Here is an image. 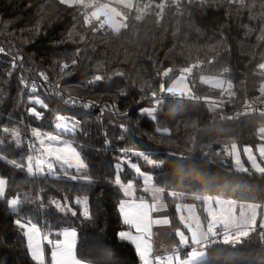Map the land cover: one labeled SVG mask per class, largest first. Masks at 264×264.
Listing matches in <instances>:
<instances>
[{"label":"trees","instance_id":"16d2710c","mask_svg":"<svg viewBox=\"0 0 264 264\" xmlns=\"http://www.w3.org/2000/svg\"><path fill=\"white\" fill-rule=\"evenodd\" d=\"M261 3L245 0L240 6L228 0H135L132 9L120 6L129 14V27L117 35L110 29L93 33L83 24L85 13L78 5L69 7L59 0H0V48L22 58L27 70L47 73L58 79L64 90L104 102L119 113L102 118L98 111L68 109L55 95L27 91L20 71L7 59H0V129L20 131L19 146L0 131V178L8 181L5 197L0 198V264H34L26 239L14 223L17 218L33 219L45 232L75 229L76 254L85 264H141L135 247L119 237L127 228L118 210L125 196L114 184L121 149L144 153L158 164L163 162L162 166H152L131 156L132 162L152 175L156 187L163 189L161 201L175 242H179L176 230L184 229L177 208L201 205L194 197L257 203L262 211L264 176L237 171L228 152L233 145L243 150L264 142L259 132L264 128V117L259 112L240 116L233 112L246 101L264 109L256 100L264 83V73L256 68L264 62ZM160 4H164L162 18L157 15ZM137 15L142 19L136 20ZM198 61L203 63L188 78L192 93L211 98L219 105L215 111L209 110L213 102L180 104L159 91L161 83L168 86L181 69ZM65 63L69 67L56 77ZM169 68L173 71L168 77L160 75ZM118 72L123 75H116ZM97 75L103 79L95 81ZM201 75L230 80L235 96H220V90L199 82ZM34 96L42 97L47 108L35 106L31 102ZM222 105H232L233 109ZM32 107L43 113L42 119L29 115ZM152 108H156L155 120L142 114V109ZM57 115L79 121L75 135L62 137L77 147L88 167L82 173H69H87L95 183L72 180L65 174L50 177L27 173L31 129L55 133ZM157 128L169 132H157ZM13 159L24 167L8 163ZM127 168L124 165L120 172L123 182L135 177L131 168L126 172ZM17 196L21 204L16 209L8 207L7 201ZM85 197L90 219L82 215L83 203L76 204ZM38 198H42L43 208ZM52 201L62 206L67 203L76 215L60 211ZM202 218L207 220L206 214ZM261 232L264 229L257 224L256 231L239 243L207 245L201 249L205 255L198 264H264ZM45 251L48 255V246Z\"/></svg>","mask_w":264,"mask_h":264},{"label":"snow or ice","instance_id":"6c2138e0","mask_svg":"<svg viewBox=\"0 0 264 264\" xmlns=\"http://www.w3.org/2000/svg\"><path fill=\"white\" fill-rule=\"evenodd\" d=\"M61 4H66L69 7L73 5L82 6L85 9H92L90 12H86L83 15V24L90 28L93 33L101 32L105 28L110 29L113 33L119 35L122 29H127L129 24L128 13L118 10L116 7L111 6V0L109 3H100L99 0H59ZM191 2V0H189ZM230 4H239L240 6L245 5V0H228ZM115 3L122 4L125 9H132L134 7L132 0H115ZM261 6L264 7V0H262ZM161 12L158 16H161L164 9V4L158 5ZM255 7V4H253ZM136 20L142 19L140 15L135 17ZM0 52H4L3 48H0ZM77 61L72 60V64L75 65ZM203 61H198L196 64H191L180 70V76L173 80L172 84L165 88L164 84H160L159 91L161 93H168L171 95L186 96L190 100H205L208 101L209 97H200L194 95L184 83L187 79V75H190L194 68H199ZM209 64L213 63V60H208ZM13 69L16 68V64L13 63ZM69 65L67 63L61 66V71L67 69ZM256 68L264 73V62H260L256 65ZM173 70L171 68L164 70L160 75L168 77L169 73ZM225 72L228 70L225 69ZM187 74V75H186ZM11 75V73H9ZM118 76H122L123 73H116ZM43 79L47 81L48 77L45 74H41ZM103 77L101 75L95 76V81H101ZM201 82L209 84L212 88L220 89V96H224L225 93L229 97L235 96V93L230 91L233 87L231 81H225L216 77L205 78L201 77ZM21 83L27 87L26 81L21 79ZM184 84L183 88L178 89L177 84ZM225 84L227 87H225ZM37 90L35 83L31 87V91ZM260 95L256 97V100L264 104V83H262L258 89ZM58 94V93H57ZM152 96L156 98V103L160 104L161 100L157 97L155 92ZM32 102L36 105H40L43 108H47V105L39 99V97L32 98ZM65 103H76V101H65ZM246 103V109L252 112H259L261 117H264V109L252 108L251 104ZM90 106V105H89ZM219 107L218 104L213 102L209 105L210 111H215ZM156 108L142 109V114L149 115L153 120L155 116ZM28 113L34 116L37 120L43 118V113L37 111L35 107L28 109ZM126 115V114H125ZM231 119V117H229ZM53 127L57 130L55 133L42 132L41 128L34 127L31 129V136L34 138V142L29 144V150L35 151L37 155H29L27 157V173L28 174H44L47 170L48 174H55L57 165L65 169V175L69 176L72 180L84 181L87 184H93L95 181L92 177L87 174H71L68 172L69 169H75L76 173H82L84 169H87L88 165L85 163L81 153L77 151V147L72 142L64 139L61 133L72 132L75 133L79 127V121L71 119L69 117L57 115ZM123 128V126H122ZM126 130V129H125ZM5 134L12 137L13 141L17 146L20 145V131L16 128L3 127L0 129ZM157 132L168 133L169 129L164 128L156 129ZM261 134V140H264V128L259 129ZM3 143V141H0ZM39 147H36V145ZM235 150L236 146H232ZM121 155L119 162L115 165L118 169L115 176L114 183L121 190L127 199H123L118 204V210L122 216V222L130 230L121 231L119 237L122 240H129L134 244L135 250L141 261V264H198L201 258L205 255V252L201 249L207 247L209 243H213L214 238L219 235L217 232L218 228L223 229V243L235 244L239 243L242 238L248 237L252 232L256 231L257 228V217L258 210L261 209V205L257 203H237L236 201H221L219 199L213 200L211 197H196L198 200H203L206 207L204 209L207 219V227L200 221V217L195 214L194 207L188 209L177 208L178 212H188V215H181L180 221L184 225L185 229L190 235H186L184 231L179 229L176 230L175 235L178 237L179 244L173 248L170 254H160L158 249H154L152 238H153V227L169 225L171 221L167 217L154 218L153 213L161 210L163 205L160 203L159 194L163 191L161 188H153V202L148 203L145 199L134 198V183H122L120 172L123 171L124 165L131 168L138 178L143 179L144 185H149L153 178L143 172L138 163L132 162L131 156H137L142 158L147 164L152 166H162L163 162H158L155 159H150L148 155L135 152L131 149H121ZM244 152L250 163V168L245 167L237 155L234 164L237 171L249 173L254 171L264 176V145L258 148L261 162H258L256 155L253 154L252 149L246 147ZM11 165L17 168H23L24 165L18 163L15 159L8 161ZM8 181L5 178H0V198L5 197L6 185ZM142 191H149L148 187L141 189ZM175 197V193L171 194ZM40 199V207L43 208L42 198ZM60 211H71L73 216L76 215L75 211L65 203L63 206L57 201L51 202ZM83 203L84 208L82 215L85 218L90 219V213L87 208V197L83 198V201L76 200V204ZM21 204L19 196L11 198L7 201V206L16 209ZM239 209V211H237ZM15 225L22 231L23 236L26 239V249L30 255L34 264H84V262L77 257V232L75 229H65L63 231H47L45 232L38 225L33 222V219L17 218L14 220ZM259 227L264 229V223H260ZM135 233V234H134ZM261 237L264 238V232L260 233ZM45 246H48V255L46 256ZM191 247V251L187 252L182 258V249Z\"/></svg>","mask_w":264,"mask_h":264},{"label":"built area","instance_id":"2783aa9c","mask_svg":"<svg viewBox=\"0 0 264 264\" xmlns=\"http://www.w3.org/2000/svg\"><path fill=\"white\" fill-rule=\"evenodd\" d=\"M79 7L81 8L83 13L88 12V9H85L82 6H79ZM107 31H108V29L105 28L101 32L105 33ZM2 58H5L8 61H10L12 63V65H13V63L16 64L15 69L19 70L21 75L25 78V81L27 83V87H26L27 91L32 92L31 87H32L33 83H35L36 88H37V90L35 92L43 93L46 95H55L59 99L60 103L68 109H72V110L79 109V110H85L87 112H91L90 110H93L96 112L98 111L100 113V115L102 116V118H104L107 115H119V113H116L113 110H111L104 102H98V101H94V100L83 99L81 97H78V96L72 94L69 91L64 90L62 88V85L60 84L59 80L56 78H53L51 75H49L47 73H43L48 77L47 81H45L40 73H36V72L32 71V69L27 70V68L24 67V65L22 63V58L12 56V54L6 52L5 50H4V52H0V59H2ZM61 73H62V71L60 68L58 75L56 77L60 76ZM167 96L171 97L174 100H177V102L180 104H184L185 102L191 101L187 97H181L178 95L174 96V95L168 94ZM69 100L76 101V103H65V101H69ZM193 101H197V100H193ZM200 101L202 102V99L199 100V102ZM206 102L212 103L214 101H206ZM222 106H223V108L229 107V108L233 109L232 105H229V106L222 105ZM251 106H252V108H255V109L257 108L256 106H254L252 104H251ZM126 112L127 111H125L123 113H126ZM233 112H234L235 116L253 113L252 111H249L246 109V105L234 108ZM32 142H34V138L30 139L29 144ZM36 147H38V144L36 145ZM30 152H31V155H33V156L37 155V153L35 151H30ZM126 172H131L130 168H127ZM217 232L219 233V235L214 238V241L215 242H218V241L223 242V239H222L223 229L218 228ZM215 242H213V243H215ZM213 243H209L208 245L213 244ZM160 254H165V253H160Z\"/></svg>","mask_w":264,"mask_h":264},{"label":"rangeland","instance_id":"374dc122","mask_svg":"<svg viewBox=\"0 0 264 264\" xmlns=\"http://www.w3.org/2000/svg\"><path fill=\"white\" fill-rule=\"evenodd\" d=\"M99 2L100 3H109L110 2V0H99ZM111 6L112 7H116L118 10H120L121 11V9H120V6L121 7H123V5L122 4H117V3H115V0H111ZM90 10H92V9H90ZM90 12V11H89ZM187 75V74H186ZM180 76V75H179ZM179 76H177V77H179ZM205 77V78H211V77H216V76H209V75H201L200 76V78H199V82H201V77ZM177 77H175V78H173L170 82H169V85L168 86H170L171 84H172V82H173V80H176V78ZM188 78H189V75H187V79L185 80V82L184 83H186L187 84V87L189 88V89H191V91L193 92V90H192V88H191V85H190V83H189V80H188ZM216 78H219V79H223V80H225L224 78H222V77H216ZM226 81V80H225ZM202 83V82H201ZM202 84H204L205 86H207V87H210L211 89H215V90H220V89H217V88H212L209 84H205V83H202ZM168 86H166L165 88H167ZM227 85L225 84V87H226ZM178 89H180V88H183L184 87V84H180V83H178L177 84V86H176ZM168 94V93H167ZM179 96V95H178ZM34 97H39V99H41L42 101H43V98L42 97H40V96H34ZM34 97H32V98H34ZM181 97H186V96H181ZM205 100H203L202 99V102H204ZM208 101H212L211 100V98L208 100ZM32 102V101H31ZM44 102V101H43ZM33 103V102H32ZM35 106H37V107H39V108H42L40 105H36L35 103H33ZM57 131V130H56ZM77 131H78V129H77ZM76 131V132H77ZM75 132V133H76ZM75 133H72V132H68V133H61V135L62 136H66V135H68V134H71V135H75ZM64 139H66V140H68L67 138H65V137H63ZM68 141H70V140H68ZM264 141V140H263ZM71 142V141H70ZM74 145V144H73ZM262 145H264V142L262 143V144H260L257 148H253V147H250V146H247V147H249V148H251L252 149V152H253V154L254 155H256V157H257V160H258V162H261V158H260V156H259V152H258V148L260 147V146H262ZM75 146V145H74ZM246 148V147H245ZM244 148V149H245ZM244 149L243 150H240V149H238V147L236 146V148H235V150L233 149V147H231L230 149H229V155H230V157L232 158V161H233V164H234V160H235V158H236V156L238 155L239 156V159H240V161H241V163L246 167V163H247V166H249L250 167V163H249V161H248V159H247V156H246V154H245V152H244ZM77 151H79L78 149H77ZM136 163V162H135ZM234 166H235V164H234ZM236 167V166H235ZM27 168V167H26ZM73 170H75V169H69L68 170V172H70V171H73ZM58 172H61L60 174L58 173ZM134 172V171H133ZM144 172V171H143ZM146 174H148V175H150L151 177H152V175L150 174V173H147V172H145ZM61 174H65V169L64 168H61L59 165H57V167H56V170H55V174H48L47 173V170H45V173L44 174H38V175H43V176H50V177H58V176H60ZM137 180H140V183H138L137 182ZM128 182H133L134 183V198H139V199H146V198H149L150 196L151 197H153V192L151 191V189H153V188H158V187H156V185L154 184V182H153V180L150 182V184L149 185H144V183H143V179L142 178H138L137 176H136V174H135V177L134 178H132V179H130V180H128V181H122V183H128ZM115 184V183H114ZM117 186V185H116ZM145 187H148L149 188V191H147V192H145V191H142L141 189H143V188H145ZM150 195V196H149ZM200 197H210V196H200ZM195 199H196V197H194ZM214 201L215 200H217V199H219V200H221V201H232V200H229V199H225V198H222V197H211ZM125 199H127V197H125ZM198 200V199H197ZM198 201H200L201 202V205H181V206H179L181 209H188V208H190V207H194V209H195V214L196 215H198L199 217H200V221H201V223L204 225V227L206 228L207 227V221L206 222H204L203 223V213L204 214H206L205 213V211H204V209H205V207H206V205H205V203H204V201L203 200H198ZM238 204L239 203H241V202H237ZM260 210V209H259ZM200 211H202L203 213H200ZM237 211H239V209H237ZM263 212H258V217H257V224H260V223H264V208H263V210H262ZM178 214H179V218H180V216L181 215H185V216H187L188 215V212L187 211H184L183 213H181V212H178ZM130 229L127 227L125 230H123V231H129ZM180 230V229H179ZM181 231H184L185 232V234L186 235H190L188 232H187V230L185 229V227H184V229L182 230L181 229ZM135 234V233H134ZM125 241H129V240H125ZM186 248H184V249H182V250H185ZM189 251H191V247H188V249H187V252H189ZM203 251V250H202ZM187 252H185V254L183 255L182 253H181V255H182V258L186 255V253ZM168 253V252H167ZM47 256V255H46ZM204 257V256H203ZM202 257V258H203ZM201 258V259H202ZM85 264V263H84Z\"/></svg>","mask_w":264,"mask_h":264},{"label":"crops","instance_id":"0c3cea01","mask_svg":"<svg viewBox=\"0 0 264 264\" xmlns=\"http://www.w3.org/2000/svg\"><path fill=\"white\" fill-rule=\"evenodd\" d=\"M134 1L135 0H132V3H134ZM162 196L163 195H162V192H161L159 194V200H160V203L163 205V203L161 201L162 200ZM145 200H147L148 203H152L153 202V199H152L151 196L149 198H146ZM258 212L260 213V212H263V211L258 210ZM152 215H153L154 218L167 217V212H166V209H165L164 205H163V207L161 208L160 211L154 212ZM206 221L207 220L203 219V223L206 222ZM153 233H154L153 238H152L153 247H154V249H158L160 253L170 254L171 250L173 248L177 247L178 244H179V242H175L172 239V231H171L169 225L154 226L153 227ZM128 242L131 243L130 241H128ZM131 244L134 246L133 243H131ZM182 252H183V250H182Z\"/></svg>","mask_w":264,"mask_h":264}]
</instances>
